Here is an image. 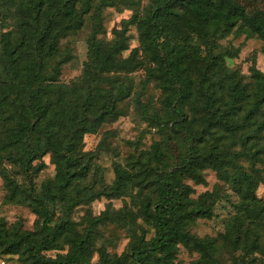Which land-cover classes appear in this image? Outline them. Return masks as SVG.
Segmentation results:
<instances>
[{
    "label": "rangeland",
    "instance_id": "obj_1",
    "mask_svg": "<svg viewBox=\"0 0 264 264\" xmlns=\"http://www.w3.org/2000/svg\"><path fill=\"white\" fill-rule=\"evenodd\" d=\"M236 1L242 3L247 15L264 12V0ZM154 3L155 0H121L104 7L100 0H92L80 28L57 42L55 59L48 62L45 71L64 61L59 66L54 83L58 88L53 90L52 97L61 96L58 109L63 116L56 124L61 126L64 140L72 131L77 132L73 144L74 155L80 158L78 166L67 168L63 158L46 153L26 169L21 168L17 162L19 151L8 145L2 134L6 127L2 124L3 116H9L12 121L16 111L15 98L8 90L7 107L4 111L0 107V264H43L28 255L27 244L35 245L39 241L47 205H36L26 190L35 196L47 192L58 197L61 192L65 197L63 212L58 207L54 210L56 217L63 218L64 229L49 250L39 254L45 259L68 257L73 241L84 237L86 254L82 264H131L130 251L153 238L158 180L184 151V145L170 129L171 118L166 107L173 89L155 65V50L149 48L154 29L147 19ZM176 9L186 16L182 9ZM16 20L14 5L0 6V22L5 26L0 33L12 32ZM171 31L172 34L159 35L156 42L185 45L182 64L187 63L186 58L191 59L184 67L180 65L178 71L182 77L188 76L195 88L202 75H206L208 83L215 78L225 85L235 81L250 91L254 89L251 70L264 72V42L241 22L226 38L208 40L206 46L195 51L189 47L197 44L198 36L196 28L189 26V20L179 21L178 29ZM91 36L105 49H123L113 60L125 68L101 74L97 84L89 83L92 70L86 67ZM2 80L0 72V96L4 94ZM223 95L228 98L227 92ZM110 96L122 98L112 104L110 117L93 126V119L109 104ZM239 115L244 118V111ZM34 137L30 135L31 140ZM258 139L255 160L237 159L236 163L240 171L252 175L257 183L253 197L258 204H264V129ZM238 149L237 146L234 151ZM235 170L227 168L228 175ZM70 171L76 174L66 189H61L63 174ZM118 171L128 173L131 181L119 196L111 197ZM199 175V184L190 179H183L181 184L191 189L190 201L205 192L211 193V214L206 219H192L183 231L195 239H215L212 255L213 259L216 257L215 264H264V220L258 221V226L247 221L240 226L229 225L233 216L237 214L239 218L238 198L230 183L221 181L208 168ZM236 238L239 244L234 246ZM243 247L254 252L245 254ZM198 259V254L177 244L170 254L156 252L146 256L142 264H195Z\"/></svg>",
    "mask_w": 264,
    "mask_h": 264
},
{
    "label": "trees",
    "instance_id": "obj_2",
    "mask_svg": "<svg viewBox=\"0 0 264 264\" xmlns=\"http://www.w3.org/2000/svg\"><path fill=\"white\" fill-rule=\"evenodd\" d=\"M91 1L0 0V6H15L17 19L12 32L0 33V72L4 89L0 107L3 111L7 107L6 94L11 90L9 93L15 98L16 110L12 121L9 116H3L2 124L6 127L2 134L6 136L8 145L19 151L17 162L23 169L46 153L63 158L67 168L79 165L80 158L74 155L77 132L72 131L64 140L62 128L56 124L63 116L58 109L61 96H54L57 100L52 97L53 90L58 88L54 83L59 75V66L64 61L56 62L48 71L45 69L48 62L55 59L58 40L80 28L83 16L91 9ZM118 1L121 0H100L104 7ZM176 8L182 9L186 16ZM187 20L189 26L196 28L198 36L197 44L189 47L193 51L199 46H206L208 40L226 38L239 22L264 42V12L247 15L242 3L236 0H155L147 19L154 29L149 48L155 50V65L173 89L166 100V107L171 118L170 129L184 145V151L182 156L177 157L176 164L158 180L159 197L152 217L154 236L148 243L130 251L131 264H142L146 256L156 252L170 254L177 244L199 255L195 264H215L216 257L212 258L215 239H195L183 231L192 219L210 217L211 193L205 192L195 201H190L191 189L181 184L183 179L199 184V173L206 168L215 171L221 181L230 183L232 192L237 195L239 218L237 214L233 216L229 225L240 226L247 221L258 226L257 222L264 220V204H258L253 197L257 183L252 175L240 171L236 163L237 159L255 160L258 154V136L264 129V72L251 70L254 89L250 91L246 85L235 81L225 85L215 78L214 82L208 83L210 80L206 75H202L195 84L198 88L193 87L194 82L188 76L182 77L178 71L180 65L184 67L191 59L186 58L187 63L182 64L185 45L156 42L159 35L172 34L171 30L178 29L179 21ZM4 28L0 22V29ZM93 38L89 37L87 43L89 57L86 67L92 70L89 83L97 84L101 74L117 72L125 67L113 60L115 54L123 49H105ZM224 92L228 93L227 99ZM121 98L110 96L109 104L93 119V126L110 117L112 104ZM247 105L250 106L246 108ZM243 111L244 118L239 115ZM237 118H240L238 122ZM31 134L35 136L33 140L30 139ZM237 146L239 149L235 152ZM227 168L236 170L228 175ZM74 172L63 174L65 180L61 189L70 184L76 174ZM128 181H131V176L118 171L110 196H119ZM25 193L36 205H47L39 241L35 245L27 244L28 255L43 264H82L86 254L84 237L73 241L68 257L50 260L39 255L49 250L64 229L63 218L54 215L55 207L63 212L64 194L59 192L57 197L47 192L39 196L33 195L30 190ZM238 244V238L234 239L233 245ZM241 250L245 254L254 252V249L247 251L244 247Z\"/></svg>",
    "mask_w": 264,
    "mask_h": 264
}]
</instances>
